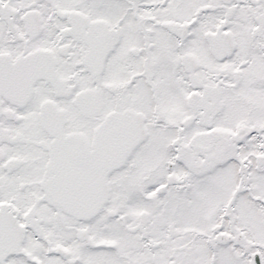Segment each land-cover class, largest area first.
<instances>
[{
  "label": "snow or ice",
  "instance_id": "1",
  "mask_svg": "<svg viewBox=\"0 0 264 264\" xmlns=\"http://www.w3.org/2000/svg\"><path fill=\"white\" fill-rule=\"evenodd\" d=\"M0 264H264V0H0Z\"/></svg>",
  "mask_w": 264,
  "mask_h": 264
}]
</instances>
